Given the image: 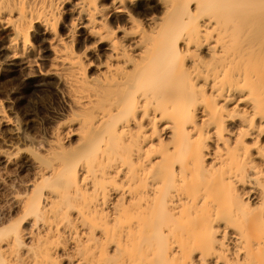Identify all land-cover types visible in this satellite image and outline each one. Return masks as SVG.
<instances>
[{"label": "bare ground", "instance_id": "1", "mask_svg": "<svg viewBox=\"0 0 264 264\" xmlns=\"http://www.w3.org/2000/svg\"><path fill=\"white\" fill-rule=\"evenodd\" d=\"M7 77L59 111L0 264H264V0H0Z\"/></svg>", "mask_w": 264, "mask_h": 264}, {"label": "rangeland", "instance_id": "2", "mask_svg": "<svg viewBox=\"0 0 264 264\" xmlns=\"http://www.w3.org/2000/svg\"><path fill=\"white\" fill-rule=\"evenodd\" d=\"M3 81L4 85L2 84L3 88L0 89V92L7 93V91L9 92V90L13 87V83L9 77L4 78ZM27 96L29 97L26 99H22L19 101L11 99L10 102L17 107L16 109H18V117L21 121L20 123L21 127H23V131L27 133V136L30 137L31 140L34 139L33 142H35L36 144L33 143V147H36L35 145H37L38 147H36V149L38 148L37 150H39V153H41L42 149H44L42 148V146H44L46 142H50L52 139L51 137L53 136V129L55 128L56 123L52 115L59 111V104L48 92L32 90L28 91ZM28 112L30 114L32 113L31 117H28ZM23 119L27 122H25ZM51 121L53 123H50ZM14 138L15 137H6L2 133H0V147H6L5 149L9 150L10 148L8 145L15 144L14 147L16 146L19 150L18 154L14 156L12 163L6 165V168L0 166V210L4 212L9 210L12 213V217H15V211L12 209V200L10 197L15 195V193H18L19 191L23 192L24 182L28 177H30L32 173V171H30L31 169H28L27 167L28 164L26 160H29L32 152L31 150H33V147H31V145L33 144H30V147H28V142L23 143L22 140H17V138ZM39 144L40 146L42 144L41 148ZM9 151L15 153L13 149H10ZM3 175H5L4 178L2 177ZM25 225L26 224L24 223L22 224L23 229L27 227V225Z\"/></svg>", "mask_w": 264, "mask_h": 264}]
</instances>
